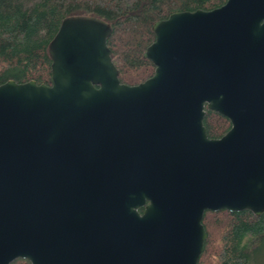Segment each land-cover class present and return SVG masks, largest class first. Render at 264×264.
<instances>
[{"label": "water", "instance_id": "obj_1", "mask_svg": "<svg viewBox=\"0 0 264 264\" xmlns=\"http://www.w3.org/2000/svg\"><path fill=\"white\" fill-rule=\"evenodd\" d=\"M152 31L140 83L119 80L111 25L79 14L48 44V83L0 84V264H198L206 211L264 212V0Z\"/></svg>", "mask_w": 264, "mask_h": 264}, {"label": "trees", "instance_id": "obj_2", "mask_svg": "<svg viewBox=\"0 0 264 264\" xmlns=\"http://www.w3.org/2000/svg\"><path fill=\"white\" fill-rule=\"evenodd\" d=\"M226 0H0V84L35 80L48 83V44L61 21L72 15H92L108 22L107 38L119 80L133 85L154 73L143 57L154 41L152 25L177 11L211 10ZM209 138L221 137L229 120L211 110L203 118ZM207 233L198 264H264V212L206 211ZM10 264H30L17 258Z\"/></svg>", "mask_w": 264, "mask_h": 264}, {"label": "flooded vegetation", "instance_id": "obj_3", "mask_svg": "<svg viewBox=\"0 0 264 264\" xmlns=\"http://www.w3.org/2000/svg\"><path fill=\"white\" fill-rule=\"evenodd\" d=\"M16 259H17V258H16ZM14 260H15V259H14ZM14 260H13V261H14ZM11 262H12V261H11ZM11 262H10V263H11ZM10 263H9V264H10Z\"/></svg>", "mask_w": 264, "mask_h": 264}]
</instances>
